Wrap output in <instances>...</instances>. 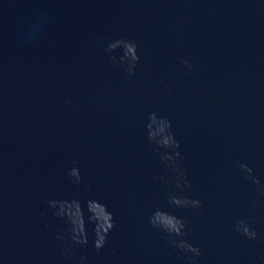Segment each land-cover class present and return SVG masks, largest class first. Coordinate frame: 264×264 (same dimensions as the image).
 Instances as JSON below:
<instances>
[{
    "label": "water",
    "instance_id": "95a60500",
    "mask_svg": "<svg viewBox=\"0 0 264 264\" xmlns=\"http://www.w3.org/2000/svg\"><path fill=\"white\" fill-rule=\"evenodd\" d=\"M121 37L137 44L132 76L108 62L120 49L104 51ZM150 112L171 121L199 215L166 199L173 177L147 142ZM241 162L264 186V0H37L0 83V264H185L148 224L157 207L186 221L198 264H264V196ZM49 199L105 204L104 248L88 224L87 246L58 255L67 225ZM241 219L256 240L233 230Z\"/></svg>",
    "mask_w": 264,
    "mask_h": 264
},
{
    "label": "clouds",
    "instance_id": "9594fccd",
    "mask_svg": "<svg viewBox=\"0 0 264 264\" xmlns=\"http://www.w3.org/2000/svg\"><path fill=\"white\" fill-rule=\"evenodd\" d=\"M46 20V16H41L40 20L33 24L24 34L23 39H35L39 35ZM104 41V37H101L99 40L101 44ZM117 49H120L122 54L118 58L114 55H109L108 62L119 67L126 76L134 75L135 68L140 61L136 42L121 37L108 42L104 51L105 53H112ZM180 62L189 72L195 67L186 59H181ZM164 87L166 91L171 92V89L167 85H164ZM66 102L70 103V101ZM171 127V121L167 117L158 116L155 112H150L147 115V123L145 125L147 132L146 139L150 145L154 146L152 149L153 152L158 154L159 160L165 165L173 177L169 183L174 186L175 192L166 196L168 203L178 209H192L194 215H199L202 212L201 201L183 194L186 189L190 188V184L186 173L179 166L180 144L171 132ZM237 167L240 169L244 179L255 187V191L259 195L264 196V186H261L260 181L254 176L253 169L242 162L238 163ZM67 178L76 186H79L82 181L79 169L75 166L68 170ZM160 179H163V177ZM85 187L89 186L85 185ZM46 204L53 210L52 215L64 220L67 225L66 229L54 234L55 240L58 242V255L64 256L65 259H71L73 256V248L87 246L88 224L91 225L92 245L94 249L100 252L107 244L108 236L115 227V223L112 213L105 204L95 199L86 200L83 205L78 199H49L46 201ZM92 205H98L103 208L104 213L102 218L93 212ZM73 207L78 209V212L71 211ZM85 211L87 212V221L85 220ZM148 224L151 228L163 234L162 239L180 254V258L185 261V264H198L197 258L201 255V251L198 246L185 239L190 229L183 218L157 207L148 217ZM232 228L236 233L249 240L257 239V232L251 228L250 220H237L232 225ZM86 259L87 257L81 256L78 264H85Z\"/></svg>",
    "mask_w": 264,
    "mask_h": 264
}]
</instances>
